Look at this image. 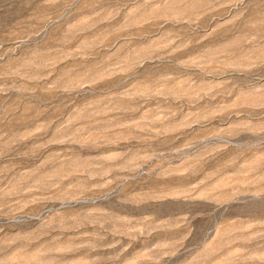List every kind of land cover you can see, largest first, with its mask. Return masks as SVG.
<instances>
[{
    "label": "rangeland",
    "instance_id": "374dc122",
    "mask_svg": "<svg viewBox=\"0 0 264 264\" xmlns=\"http://www.w3.org/2000/svg\"><path fill=\"white\" fill-rule=\"evenodd\" d=\"M0 264H264V0H0Z\"/></svg>",
    "mask_w": 264,
    "mask_h": 264
}]
</instances>
